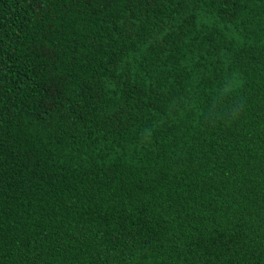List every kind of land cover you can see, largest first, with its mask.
I'll return each instance as SVG.
<instances>
[{"label": "trees", "instance_id": "trees-1", "mask_svg": "<svg viewBox=\"0 0 264 264\" xmlns=\"http://www.w3.org/2000/svg\"><path fill=\"white\" fill-rule=\"evenodd\" d=\"M0 264H264V0H0Z\"/></svg>", "mask_w": 264, "mask_h": 264}]
</instances>
